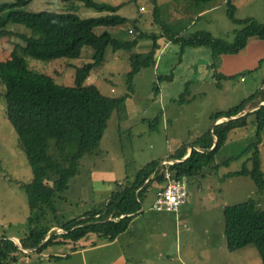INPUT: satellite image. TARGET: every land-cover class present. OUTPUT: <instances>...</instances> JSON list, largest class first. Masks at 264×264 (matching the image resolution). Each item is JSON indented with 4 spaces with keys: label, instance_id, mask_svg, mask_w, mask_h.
<instances>
[{
    "label": "rangeland",
    "instance_id": "rangeland-1",
    "mask_svg": "<svg viewBox=\"0 0 264 264\" xmlns=\"http://www.w3.org/2000/svg\"><path fill=\"white\" fill-rule=\"evenodd\" d=\"M6 1L11 0H0V2ZM98 1L120 5L118 14L129 19L128 23L122 26L129 31L128 39L135 38L139 32L163 35L164 29L156 21V9L161 20L169 27L170 33L190 34L197 31H208L216 38L233 42L236 30L243 27L241 24L234 23L230 18L227 0H218L213 3L216 7L205 13L201 11L211 8L212 4L204 5L194 0ZM231 2L236 6L238 19L254 17L264 22V0H231ZM74 5H76L75 9L71 3H64L61 0H33L28 8L56 11L77 9L83 16L88 17L102 14L92 8L84 7L80 2ZM8 28L15 32H30L22 25L10 24ZM109 30L113 33L118 31L115 27ZM166 37L160 36L158 42L164 45L169 40ZM17 43L25 44L20 36L15 34L1 39L0 59L8 58ZM152 45L151 40L144 39L136 46L134 52L147 51ZM199 47L203 48H192L191 46L183 48L181 44L170 41L162 51L164 54L160 62L163 66L158 68V72L155 68H147L135 76L133 91H129L127 79V74L132 67L130 53L108 48L104 63L92 71L85 85H97L108 96L120 97L131 93L127 103L130 101L129 106L135 118L120 120L117 111L112 113L98 153L82 158L79 174L70 181L68 199L58 202L61 210L60 220L66 222L83 216L85 212L96 206L100 208V203L104 202L102 196L106 197V194L116 184V181H111V179H106V183L100 180L89 183V180L92 181L91 172H88L89 166H94L98 171L115 169L116 179L123 178L126 173L129 178H132L137 169L153 158L157 160L165 158L168 155L170 144L178 140H182L185 144L192 135L191 133L194 134L201 129L208 130L214 124L213 115L215 113L226 111L243 100H247L252 94L261 92L262 89L264 91V64L260 70L255 72L245 70L243 71L245 73L241 72L234 78H219L215 75L214 79H207V75H203L197 66L199 62L206 61L204 57L212 58V48L209 45ZM189 53L192 55L195 53L198 61H194L193 57L192 59L187 57ZM84 54L88 55V52L85 51ZM85 60L86 57L46 61L32 57L29 58V64L38 72L54 76L59 84L74 86L76 85L75 65L78 66ZM184 64L190 65V70L187 71L190 82L189 92H186L183 102L172 104L166 111H159L152 115L156 106L158 107L157 102L161 100V96L153 90L156 77L158 74L177 73L185 67ZM201 76L205 77L199 80ZM2 94L3 86L0 84V237L7 235L20 245V238L31 229L40 225L55 226L58 221L56 215L50 211L41 221L30 219L32 212L26 189L22 185L31 182L33 171L25 151L20 146L18 134L6 116V103ZM180 95L181 93L177 98ZM257 102L258 100L250 101L246 105L245 114L253 111L255 108L252 109L251 106ZM254 122L255 118L251 116L249 125ZM262 138L264 139V129ZM254 140L255 136L252 134L244 137V140L222 147L218 158L221 160L232 158V161L229 162V166H221L220 169L219 167L207 169L209 172L206 173V177L200 180L203 182V191L197 192L195 188L190 191V204L181 207V211L184 209L186 215L181 216L180 221L175 225L179 231V241L177 243L175 239L171 240V236L164 241L167 248L166 253H161L160 257L151 255L157 260V264H263L261 255L255 246H247L236 251L228 250L225 246L224 234V209L226 207L253 200L258 209L264 210V190H259L251 176L220 177L225 175L223 172L236 171L244 165L251 166L250 157L253 156V151L245 150L248 145H252ZM258 148L261 168L264 172V144H260ZM237 154H242L241 158H233L237 157ZM80 196L85 197L86 201H82ZM93 196L96 197V202H90L89 198ZM33 216L36 215L33 214ZM57 229L60 234L65 231L63 228L57 227ZM67 248L69 247L66 245L52 243L44 252L51 253L53 250ZM29 251V249L25 250V252ZM100 251L97 250L92 254L95 255L92 256L94 263L99 260L102 253H106ZM38 254V251L31 252V260L30 255L19 253L17 262L4 264H82L78 254L60 259L36 257ZM165 254L170 256L169 259H166Z\"/></svg>",
    "mask_w": 264,
    "mask_h": 264
},
{
    "label": "trees",
    "instance_id": "trees-1",
    "mask_svg": "<svg viewBox=\"0 0 264 264\" xmlns=\"http://www.w3.org/2000/svg\"><path fill=\"white\" fill-rule=\"evenodd\" d=\"M33 0H11L0 2V40L13 34L25 42L17 43L11 55L0 59V84L3 86V98L6 103V116L17 132L21 148L25 151L33 171L31 182L23 184L28 196L32 216L30 219L41 221L48 212L57 217L56 227L63 228L65 233H55L54 225H40L31 229L18 245L7 235L0 237V264L17 262L19 253L27 254L25 249L43 252L50 244L56 243L61 235L72 242H78L89 233L112 241L129 226L132 216L140 210L146 192L153 184L167 181L166 169L177 176L192 177L208 167L218 168L215 157L225 145L232 130L249 123V116L257 123L256 140L248 145L245 151H253L250 157L251 166L244 165L232 171L230 175H246L257 183L260 191L264 190V172L261 168L260 150L264 129V91L252 94L236 106L220 111L214 119L229 116L230 119L215 124L197 141L200 149L194 148L191 154L180 162L161 164L154 160L141 167L133 179H126L110 196L107 205L100 210L84 213L79 218L69 221L60 220L58 202L68 199L70 181L79 174L81 160L93 154L108 126L114 111L119 119L128 118L127 100L131 93L115 97L104 94L97 85L86 86L92 71L101 66L109 47L114 51L124 50L130 53L131 70L127 74L129 91H133V80L144 69L155 68L163 45L158 38L187 46L199 47L209 45L212 48L210 68L217 70L222 54H236L242 51L251 38L264 39V22L254 17L238 19L236 6L227 0L230 18L243 27L236 30L233 42L214 37L208 31H197L190 34L170 33L169 27L161 20L156 11V21L163 27V35L139 32L133 39H128L129 31L122 28L129 19L118 14L120 5H113L98 0H61L71 3H82L102 14L83 16L75 11H56L50 9L33 10L28 8ZM204 5H213L218 0H194ZM22 25L30 32H15L8 25ZM117 28L113 33L109 28ZM137 28L136 26H134ZM102 28V30H101ZM99 29V30H98ZM147 39L153 42L152 47L144 52H134L140 41ZM85 51L88 55H85ZM90 54V55H89ZM38 57L50 61L58 58L79 59L86 57L80 65H75L76 85L68 86L56 82L54 76L38 72L31 68L29 58ZM219 78H234L216 71ZM173 74L158 75L154 82V92L159 93L160 84L172 80ZM190 82V81H189ZM186 89L176 100L183 101L189 92ZM253 100L258 102L253 111L232 118L247 110L246 105ZM217 138L216 144L214 140ZM211 148L210 150H207ZM188 149L182 145L171 158L182 159ZM242 154L237 157L241 158ZM232 158L226 159L229 165ZM153 174V177L151 175ZM36 215V216H33ZM225 230L228 249L236 251L247 246H255L264 264V210L258 209L253 200L245 201L224 209ZM36 225V223H35ZM54 226V229H51ZM50 237L46 240V238ZM45 240V242H43Z\"/></svg>",
    "mask_w": 264,
    "mask_h": 264
},
{
    "label": "crops",
    "instance_id": "crops-1",
    "mask_svg": "<svg viewBox=\"0 0 264 264\" xmlns=\"http://www.w3.org/2000/svg\"><path fill=\"white\" fill-rule=\"evenodd\" d=\"M213 5L211 8L209 7V8L204 9L203 11H201V13H205L208 10H211L212 8L216 7ZM169 43H170V40H167L166 43L163 45L162 50L159 53L158 62L155 67V69H157V72H158V68H160V66H163V64L160 62L161 56L164 54L162 51L165 50V47H167ZM192 48H203V47H192ZM187 57H191V59L193 57L194 61H198L197 60L198 56L195 53L194 55L189 53ZM204 60L206 61L198 63L197 69H200L203 75H207V79H214V76L216 75V71L226 76H232L235 74H239L245 70H250L252 72H255L256 70H260L263 68L264 39L262 37L251 38L247 46L239 53L222 54L216 71L214 68H210L211 63L213 62L212 58L210 59L208 57H204ZM184 65L185 67H182L177 73H171L173 74L172 80H166L160 84V90L158 94L161 96V100L157 102L158 107L156 106L152 115H154L156 112H159V111L161 112L166 111V109L172 104H179V103L181 104L183 102V101H178L176 99L178 95L186 89L187 84L190 80L189 74L187 72L190 70V65L189 64L187 65L184 64ZM202 77H205V76H201L199 80ZM129 103H127V109H128V114H129L128 119H134L135 115H133L132 113L133 111H132V108H130ZM254 108L256 107H252V109ZM245 113L246 111L235 117L233 116L232 118L234 119L238 118L239 116L244 115ZM214 115H213L214 124L210 128H208V130H212L215 124H218L225 120L230 119L229 116H223L215 120ZM250 117L251 116H249V119ZM148 121H150L149 118H148ZM250 125L248 123L245 126H239V127L234 128L232 132L230 133V137L225 143V145L237 143L238 141H241L242 139L244 140V137L248 135L251 136L252 134L255 136V140H256L257 123L254 122ZM208 130L204 131L201 129V130H197L194 134L191 133L192 135L190 134L191 136L187 139V142L185 144L184 142H182V140H178L174 142L173 144H170L168 155L165 158H162L160 165L161 164L168 165L166 163L167 160H171L174 162H180L181 160L186 159L191 154L194 148L200 149L201 146L197 143V141ZM216 141H217V138H215L213 146H215ZM186 144L188 146V149L182 159L171 158V155L173 153H175L182 145H186ZM260 144H264V139H262V142ZM210 149L211 148H208L207 150H210ZM221 149L216 154V157H215V159H218L215 162L220 165L219 169L221 166H229V165L223 164L226 158L222 160L221 158H218L220 155ZM97 151H99V148L97 149ZM97 151L95 153H98ZM154 160H157V159L153 158L151 161H154ZM88 168H89L88 172L89 173L91 172V177H92V181L89 180L90 181L89 183L96 182V180L97 181L100 180L102 181V183H106V179H111V181H116V184L112 187L110 192L106 194V197L102 196V199L104 200V202L100 203V208L96 206V208L90 210L91 212L96 211L97 212L96 216L101 215L100 210L103 209L105 205H107L110 196L112 195L114 191L117 190L118 186L122 185L124 181H126L127 178L128 179L135 178L137 171L140 169L139 168L136 170L132 178H129L128 174L126 173L123 178L116 179V176H114L115 169H112L111 171L109 170H99L98 171L95 169L94 166H89ZM207 169L209 168L206 167L203 169L201 173L194 175L192 177H188V198H187V201L183 203L177 211H165V210L157 211L153 209V204L157 197V194L164 189V186L166 184V182L163 184L156 183V184H153V186L149 188V190L146 192L144 200L142 201L143 202L142 207L140 208L138 212H136L132 216V220L130 221V226L124 232L119 234L114 240L109 241V240H106L100 237L96 233H89L87 236H85L84 238L80 239L78 242L75 243V242H72L70 239L64 238L63 236H61L62 235L61 234L56 239L57 245H61V246L66 245L69 248L53 250V252L51 253H45L44 251L39 252V254L36 255V257H42V258L43 257H48V258L54 257L56 259H60L61 257L70 258L73 254H78L80 256V261L82 264H134V263L157 264V260H155V258H152L151 255H154V257L155 255L160 257L162 255L161 253H166L165 250L167 248H166V245L164 244V241L165 240L167 241L169 236H171V240L175 239V241H177L178 243L179 231H178V228L176 229L175 225L177 224V222L180 221L181 216L186 215V213H184V209H182L181 211V207L187 206V204H190V198H191L190 191H192L193 188H195L197 192L203 191V182L200 180L206 177V173L209 172L207 171ZM223 173L225 175L220 176L221 178L232 177L230 175L231 173L230 171L223 172ZM151 177H153V174L151 175ZM80 187H83V186H80ZM80 198L82 199V201H86L85 197L80 196ZM89 200L90 202H96V197L95 196L90 197ZM55 227L52 226L51 229H54ZM55 233H59V232L55 231ZM225 246H227L228 248L227 240H226ZM151 248L152 250H150ZM29 250L30 251L26 255H30V253L33 252V250L31 249ZM97 250L98 251L101 250L100 252H106V253H102V255L99 256V260H97V262L94 263V258L92 256H95V255H92V254H94ZM29 257L32 260V256L30 255ZM165 257L166 259H169L170 256L168 254H165ZM30 258H29V261H30Z\"/></svg>",
    "mask_w": 264,
    "mask_h": 264
},
{
    "label": "built area",
    "instance_id": "built-area-1",
    "mask_svg": "<svg viewBox=\"0 0 264 264\" xmlns=\"http://www.w3.org/2000/svg\"><path fill=\"white\" fill-rule=\"evenodd\" d=\"M167 164L174 161L167 160ZM167 179L165 187L157 194L153 204V209L157 211H177L188 198V177L186 175L177 176L169 168L166 169Z\"/></svg>",
    "mask_w": 264,
    "mask_h": 264
},
{
    "label": "clouds",
    "instance_id": "clouds-1",
    "mask_svg": "<svg viewBox=\"0 0 264 264\" xmlns=\"http://www.w3.org/2000/svg\"><path fill=\"white\" fill-rule=\"evenodd\" d=\"M175 163V162H174ZM165 187V186H164ZM57 228V227H56ZM58 228H60V227H58ZM56 232H58V229H56ZM63 233H65V231H63ZM50 237V235L46 238V240L48 239ZM43 242H45V241H43ZM25 250H27V249H25Z\"/></svg>",
    "mask_w": 264,
    "mask_h": 264
},
{
    "label": "water",
    "instance_id": "water-1",
    "mask_svg": "<svg viewBox=\"0 0 264 264\" xmlns=\"http://www.w3.org/2000/svg\"><path fill=\"white\" fill-rule=\"evenodd\" d=\"M263 104H264V102L261 103V105H263Z\"/></svg>",
    "mask_w": 264,
    "mask_h": 264
}]
</instances>
